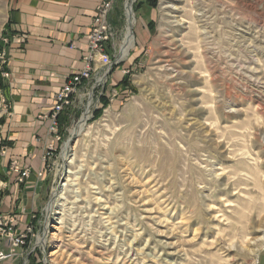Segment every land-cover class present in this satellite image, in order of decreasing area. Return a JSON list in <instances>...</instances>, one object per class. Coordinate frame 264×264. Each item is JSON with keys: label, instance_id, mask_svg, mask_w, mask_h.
I'll return each instance as SVG.
<instances>
[{"label": "rangeland", "instance_id": "obj_1", "mask_svg": "<svg viewBox=\"0 0 264 264\" xmlns=\"http://www.w3.org/2000/svg\"><path fill=\"white\" fill-rule=\"evenodd\" d=\"M126 1L149 43L67 111L14 264H264V0Z\"/></svg>", "mask_w": 264, "mask_h": 264}, {"label": "crops", "instance_id": "obj_2", "mask_svg": "<svg viewBox=\"0 0 264 264\" xmlns=\"http://www.w3.org/2000/svg\"><path fill=\"white\" fill-rule=\"evenodd\" d=\"M103 1H7L0 32L7 72L6 76L0 75V221L12 224L18 231L36 216L52 159L47 154L49 144L54 143L57 150L63 137L59 126L60 140H54L49 131L54 95L73 73L85 67L93 17ZM119 12L115 0L109 21L117 32ZM139 29L141 33L135 31V43L128 55L121 57L124 41L118 43V34L107 43L106 51L117 63L106 73V83H100L101 92L117 93L128 69L135 67L134 59L149 43L151 33L147 24H140ZM1 37L8 43L2 44ZM92 65V79L83 83V90L107 70L98 58ZM25 169L29 175L21 179L19 171ZM0 249H9L8 239L1 241L0 237ZM17 257L0 264H14Z\"/></svg>", "mask_w": 264, "mask_h": 264}, {"label": "built area", "instance_id": "obj_3", "mask_svg": "<svg viewBox=\"0 0 264 264\" xmlns=\"http://www.w3.org/2000/svg\"><path fill=\"white\" fill-rule=\"evenodd\" d=\"M128 1H126L125 6L127 7ZM115 0H104L98 7L95 16L93 17L91 31L89 33V51L88 54L84 57L86 61L85 67L73 73L67 82L61 87V89L54 95V105L51 115V126L50 133L53 135L54 140H60V134L58 132V120L57 116L60 112H62L65 108H69L75 102V99L79 98L84 94L85 90H83V83L90 81L92 79L93 73V65L92 62L95 58H98L103 66L107 68L106 72L96 80H94L93 84H91L90 89H94L95 85H100V83L104 84L106 80V73L110 70L114 64L117 63V60H112L111 56L106 51V45L109 41L116 38L118 32L111 25L109 21V15L113 10ZM125 38V36H124ZM123 38V40H124ZM1 43L7 44L8 39L1 37ZM6 64V57L4 53V49L0 44V75L6 76L7 72L4 69V65ZM102 80V81H101ZM101 86V85H100ZM92 90H90V93ZM48 156H54V152L56 151V146L54 143H50L48 147ZM53 152V154H52ZM20 177L25 178L29 175V170L25 169L23 171H19ZM39 176H42V172L38 173ZM13 219H10L12 222ZM8 225V226H7ZM14 226L12 224H4L3 221H0V236L6 235L9 240V249L4 251L0 249V263L3 260H7L15 257L16 255L21 254L19 251L22 246L26 244L27 234L31 233L32 225L28 223L24 231L22 233L14 234L13 231Z\"/></svg>", "mask_w": 264, "mask_h": 264}, {"label": "trees", "instance_id": "obj_4", "mask_svg": "<svg viewBox=\"0 0 264 264\" xmlns=\"http://www.w3.org/2000/svg\"><path fill=\"white\" fill-rule=\"evenodd\" d=\"M120 83H122V81L120 82ZM120 83H119V85H120ZM103 103V102H102ZM103 105H105V103H103ZM67 109L68 108H65L62 112H60L59 114H58V116H57V120H58V126H59V129H60V132L63 134V130H64V127L66 126V124H68V122H69V120H68V114H67ZM59 121H60V123H59ZM61 125V126H60ZM35 217H37V215L35 216ZM35 217L32 219V223H36V219H35ZM31 258H33V256L32 255H29L28 256V262L30 263V261H31ZM35 261V259H32V261Z\"/></svg>", "mask_w": 264, "mask_h": 264}, {"label": "bare ground", "instance_id": "obj_5", "mask_svg": "<svg viewBox=\"0 0 264 264\" xmlns=\"http://www.w3.org/2000/svg\"><path fill=\"white\" fill-rule=\"evenodd\" d=\"M129 1H131V2H133L134 0H129ZM125 40H124V46H125V48H128L129 46H131V41H132V34H131V32H128L127 33V35H126V37L124 38ZM169 43V42H168ZM122 56H125V52H121V57ZM85 117H86V113L83 115V118H82V120L84 121V119H85ZM77 126V125H76ZM81 125H79L78 127H77V129L80 127ZM77 129H75V130H73L72 132L73 133H76L77 132ZM68 152H69V148L67 147V148H65L64 150H63V153H62V158L64 159V158H66L67 157V154H68ZM61 158V159H62ZM259 239V238H258ZM259 241V240H258ZM53 253V252H52ZM51 253V254H52Z\"/></svg>", "mask_w": 264, "mask_h": 264}, {"label": "water", "instance_id": "obj_6", "mask_svg": "<svg viewBox=\"0 0 264 264\" xmlns=\"http://www.w3.org/2000/svg\"><path fill=\"white\" fill-rule=\"evenodd\" d=\"M72 139H73V137L69 140V142H71Z\"/></svg>", "mask_w": 264, "mask_h": 264}]
</instances>
